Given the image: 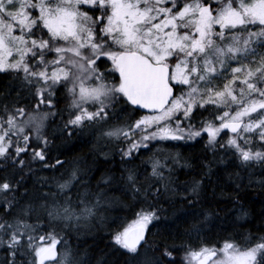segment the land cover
I'll list each match as a JSON object with an SVG mask.
<instances>
[{
  "label": "snow or ice",
  "instance_id": "6c2138e0",
  "mask_svg": "<svg viewBox=\"0 0 264 264\" xmlns=\"http://www.w3.org/2000/svg\"><path fill=\"white\" fill-rule=\"evenodd\" d=\"M0 73L18 82L15 95L0 97V264H86L70 255L65 233L107 210L113 186L131 198L125 206L135 217L114 244L133 264L153 250L160 256L143 264H177L175 246L154 247L148 234L177 191L176 169L188 165L157 143L207 136L213 159L183 188L193 207L212 164L224 163L221 152L241 168L264 164V0H0ZM61 92L71 98L65 110H57ZM130 109L139 118L121 122ZM205 111L211 118L201 119ZM57 119L52 131L71 138L91 130L105 157V147L128 163L152 153L142 162L151 171L126 169L93 191L88 171L72 162L66 175L29 188L33 162L65 168L48 156L43 131ZM186 259L264 264V236H249L243 250L229 241L190 250Z\"/></svg>",
  "mask_w": 264,
  "mask_h": 264
},
{
  "label": "trees",
  "instance_id": "16d2710c",
  "mask_svg": "<svg viewBox=\"0 0 264 264\" xmlns=\"http://www.w3.org/2000/svg\"><path fill=\"white\" fill-rule=\"evenodd\" d=\"M17 83L14 75L0 73V97L9 92L15 95ZM217 83L221 82L217 81ZM59 95L61 102L57 105V110H65L69 107L71 98L65 92ZM63 115L66 118L67 112H63ZM139 115L140 113L130 109L123 113L121 122L131 123L138 119ZM204 118H211L209 112L203 113L201 119ZM60 124L59 119L55 123L51 120L46 121L43 131L48 134L50 141L48 156L52 162L57 157L65 161V168L56 172L54 169L44 168L42 163L33 162L32 168L35 175L28 180L29 188L35 190V181L40 177L59 178L61 173L66 175L72 162H79L81 168L88 171L93 191L102 178L119 177L126 169L135 168L139 173L147 167L148 171H151L150 165L142 162H146L152 153L142 151L138 159L128 163L121 160L114 147L111 151L105 147L104 152L107 153L105 157L97 154L96 149L99 145L91 130L68 138L62 136L58 130L52 131L58 129ZM221 137L226 138L223 132ZM206 140L205 135L203 138L187 142L157 143V148L174 155L178 153L182 157L181 163L188 165L176 169L177 191L170 201H162L163 212L158 213L160 218L149 225L150 243L155 241L154 247L165 243L174 245L175 248L170 250L173 251L177 264H189L186 259L188 252L196 251L201 246L214 245L218 248L225 241L246 245L247 236H264V186H262L264 185V164L253 163L252 168H241L235 157H225L221 152L217 160L222 157L224 163L212 164L214 174L210 180H205L206 187L202 193V199L195 202V207L183 200V196L186 195L183 191L184 185L194 177L199 179L201 165L213 159V153L206 148ZM153 151L155 152L156 149ZM249 171L250 177L247 176ZM237 174L243 179L238 180ZM141 179H143L142 176ZM113 187L105 189L109 200L115 201L107 210L99 212L96 219L89 221L80 230L65 233L72 250L70 255L75 254L86 261V264H126V262L133 264L131 256L116 246L113 241L114 233L122 231L123 227L135 218L131 209L125 206L131 204L132 200L124 192L113 190ZM194 223L201 226L199 233L193 230ZM201 241L206 243L201 244ZM158 256H160L158 251H147L144 256L135 261V264H143L144 260ZM164 264H167V260ZM194 264H198V261Z\"/></svg>",
  "mask_w": 264,
  "mask_h": 264
},
{
  "label": "rangeland",
  "instance_id": "374dc122",
  "mask_svg": "<svg viewBox=\"0 0 264 264\" xmlns=\"http://www.w3.org/2000/svg\"><path fill=\"white\" fill-rule=\"evenodd\" d=\"M223 154L225 155V157H229V158H232L233 156L231 155V154H225L224 152H223ZM234 158V157H233ZM227 159V158H226ZM255 164H258V163H255ZM252 168V167H251ZM247 176L248 177H250L251 176V172L249 171V172H247ZM249 236H247L246 237V240H247V238H248ZM229 242H233V241H229ZM201 244L202 243H206V242H204V241H201L200 242ZM224 243V242H223ZM223 243L220 245V247L223 245ZM234 243H236V242H234ZM240 248H241V250H243V248L246 246V245H244V244H240V243H236ZM203 247H209V248H211V247H215L216 248V246H214V245H210V246H201L200 248H198V250H196V251H199L201 248H203ZM220 247H218V248H220ZM62 250V249H61ZM191 264H194L195 262H196V260H191Z\"/></svg>",
  "mask_w": 264,
  "mask_h": 264
},
{
  "label": "water",
  "instance_id": "95a60500",
  "mask_svg": "<svg viewBox=\"0 0 264 264\" xmlns=\"http://www.w3.org/2000/svg\"><path fill=\"white\" fill-rule=\"evenodd\" d=\"M225 131H227V130H225ZM57 253H58V257H59V245L57 246Z\"/></svg>",
  "mask_w": 264,
  "mask_h": 264
}]
</instances>
